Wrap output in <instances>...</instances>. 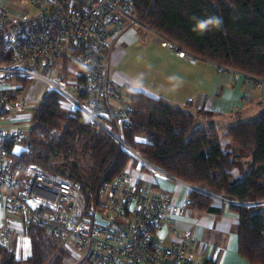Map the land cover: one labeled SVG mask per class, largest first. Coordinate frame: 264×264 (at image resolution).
Wrapping results in <instances>:
<instances>
[{"label":"built area","instance_id":"built-area-1","mask_svg":"<svg viewBox=\"0 0 264 264\" xmlns=\"http://www.w3.org/2000/svg\"><path fill=\"white\" fill-rule=\"evenodd\" d=\"M127 22L139 23L132 0L0 2L1 48L8 55L0 62V245L19 258L24 238L28 240L26 226L33 224L50 237L72 240L77 252L72 264H214L193 233L175 228L182 205L166 192L152 191L148 181L129 169L92 194L84 192L80 181L37 163L16 162L34 102L55 92L69 114L78 111L85 121L106 131L137 160V168L173 178L123 140L131 121L129 92L112 79L106 52ZM144 27L160 47L177 57L190 64L202 60L168 36ZM219 67L235 80L241 77L257 85L264 108V76ZM20 79L33 83L24 88L17 83Z\"/></svg>","mask_w":264,"mask_h":264},{"label":"trees","instance_id":"trees-1","mask_svg":"<svg viewBox=\"0 0 264 264\" xmlns=\"http://www.w3.org/2000/svg\"><path fill=\"white\" fill-rule=\"evenodd\" d=\"M132 1L139 23L201 59L264 76V0ZM209 16L221 17L222 28L204 35L193 31V17ZM7 58L0 38V62ZM126 102L131 121L123 130L124 142L171 177L195 187L188 192L187 207L219 213L221 207L213 204V196L229 200V209L237 214L238 254L249 264H264V205L257 203L264 201V111L254 120L216 127L211 120L198 121L197 115L144 92H129ZM200 113L212 115L205 110ZM223 138L228 140L224 147ZM84 145L91 158L88 173L76 161L63 162L74 159ZM15 159L18 165L37 163L80 181L84 192L92 194L103 182L137 165L106 131L85 121L78 111L69 114L55 92L46 93L33 109L24 147ZM25 231L29 241L25 263L46 264L54 248L44 230L28 224ZM0 264L20 261L0 245ZM48 264L66 261L55 253Z\"/></svg>","mask_w":264,"mask_h":264},{"label":"crops","instance_id":"crops-1","mask_svg":"<svg viewBox=\"0 0 264 264\" xmlns=\"http://www.w3.org/2000/svg\"><path fill=\"white\" fill-rule=\"evenodd\" d=\"M11 12L15 13L12 10ZM136 42L135 33L125 26L106 52L107 62L113 64L112 68L109 67L110 64L107 65L112 79L116 84L125 85L128 92L139 91L162 98L172 106H179L184 111L197 115L201 122L204 119L199 116L198 111H210L212 115H207L205 120H211L216 127L235 124L247 117H258L264 111L262 97L259 100L254 98V83L241 77L235 80L232 75H224L218 65L209 61L200 60L190 64L168 48L160 47L162 51L153 55L158 54L157 61L165 63L159 75L161 78L158 75L153 76L154 86L133 80L128 72L116 64L117 59L123 56L122 53L118 57L122 50L121 45L132 46ZM140 66L144 71L143 66ZM172 77H178L179 80H173ZM245 96L248 101H243ZM128 169L134 176L148 181L152 191L166 192L173 197L175 203L184 206L185 211L174 218L175 228L193 233L202 245L203 253L214 264H249L238 254L237 214L229 209V200L213 196V204L221 207L219 213L194 210L185 204L188 192L193 188L191 185L176 178L153 175L137 167Z\"/></svg>","mask_w":264,"mask_h":264},{"label":"rangeland","instance_id":"rangeland-1","mask_svg":"<svg viewBox=\"0 0 264 264\" xmlns=\"http://www.w3.org/2000/svg\"><path fill=\"white\" fill-rule=\"evenodd\" d=\"M0 1H14V0H0ZM126 26H128V28L135 33L137 42L132 46H127L125 44L121 45L122 50L120 54L118 55V57L120 58V55L122 53H123V56L120 59H117L118 61H117L116 66H118L119 64V68H122L126 72H128L131 75L133 80L142 82L148 86H150L151 84L152 86H154L155 81H154L153 76L158 75V77L161 78L159 75L162 73L165 63L157 61L158 54L156 56H153V55L157 51L161 52L162 50H160L161 48L159 44L155 42V38L152 32L148 30L147 28H145L143 24L127 22ZM106 63L107 65L110 64L109 62H107V59H106ZM140 65L143 66L144 71ZM112 66L113 64L109 65L110 68H112ZM224 75H227V74H224ZM10 82L16 83V80H10ZM18 82L22 84L23 87L25 88L26 86H29L31 83H33V80L20 79L17 81V83ZM255 89L256 90L254 92V98H257L259 100V97H261V89L257 85ZM39 92H40V89L37 91L36 96H38ZM40 101L41 100L39 99L34 102L36 107L39 105ZM111 102L114 105H116L114 101H111ZM199 116H201L204 119L203 121H205L206 119L205 117H208L204 113H200ZM254 118H257V115L256 117H247L243 119L242 121H249V120H253ZM23 129L28 133L30 130V123H28L27 125H23ZM227 142H228L227 139L225 138L221 139V144L223 147L226 146ZM74 156H76L74 159L71 157H68V159L64 160L63 162L76 161L82 167V170L85 173H88L90 170V166H91V158L89 156L87 145L78 147V151ZM233 174H234V177L238 176V173L236 170L233 171ZM186 184H189V183H186ZM257 203L260 205H264V202L262 201L257 202ZM247 204L253 205L254 203L250 202ZM182 211L183 212L185 211L184 206H182ZM187 211L188 210L186 209V212ZM47 237H48V240H50V242L52 243L54 249H52L53 250L52 254L50 255L49 257L50 259L46 264L50 263L51 260L55 258V253L61 254L62 258H64V260L66 261V264H72L77 259V255H76L77 252H74L72 249V240L63 241V240L56 239L54 237H50L48 235ZM21 251L22 252L20 254V258H19L18 253H16L15 251H12V252H14L15 257L17 260L20 261V264H26L25 259L29 254V241L27 240L26 237L24 238L23 247ZM58 251H60V253Z\"/></svg>","mask_w":264,"mask_h":264},{"label":"clouds","instance_id":"clouds-1","mask_svg":"<svg viewBox=\"0 0 264 264\" xmlns=\"http://www.w3.org/2000/svg\"><path fill=\"white\" fill-rule=\"evenodd\" d=\"M193 19L196 20L193 31L197 32L199 35H204L205 33L212 31L213 29L219 30L223 26V19L218 16H209L206 19H198L196 17H193ZM171 79L179 80L178 77H172Z\"/></svg>","mask_w":264,"mask_h":264},{"label":"water","instance_id":"water-1","mask_svg":"<svg viewBox=\"0 0 264 264\" xmlns=\"http://www.w3.org/2000/svg\"><path fill=\"white\" fill-rule=\"evenodd\" d=\"M193 188H195V187H193ZM255 204V203H254Z\"/></svg>","mask_w":264,"mask_h":264}]
</instances>
